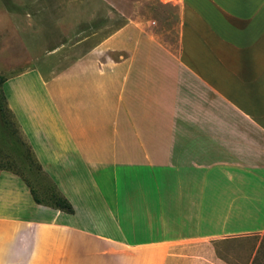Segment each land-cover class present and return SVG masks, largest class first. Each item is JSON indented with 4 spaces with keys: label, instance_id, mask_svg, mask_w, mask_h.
Instances as JSON below:
<instances>
[{
    "label": "crops",
    "instance_id": "obj_1",
    "mask_svg": "<svg viewBox=\"0 0 264 264\" xmlns=\"http://www.w3.org/2000/svg\"><path fill=\"white\" fill-rule=\"evenodd\" d=\"M165 1L180 11L173 43L129 21L59 70L2 82L73 210L0 170L9 264H231L214 242L264 231V0Z\"/></svg>",
    "mask_w": 264,
    "mask_h": 264
},
{
    "label": "rangeland",
    "instance_id": "obj_2",
    "mask_svg": "<svg viewBox=\"0 0 264 264\" xmlns=\"http://www.w3.org/2000/svg\"><path fill=\"white\" fill-rule=\"evenodd\" d=\"M179 15L176 4L165 0H0V76L6 78L34 65L59 70L129 21L173 43ZM117 55L108 53L113 58ZM2 96L0 84V165L20 174L46 203L48 195L55 192L53 184L37 170ZM263 234L216 240L214 245L231 264H264L263 249L254 258ZM16 251L17 243L12 239L2 257L0 254V264L4 258V264H9ZM60 251L62 245L58 244V256H62ZM33 264H63V260L35 259Z\"/></svg>",
    "mask_w": 264,
    "mask_h": 264
},
{
    "label": "trees",
    "instance_id": "obj_3",
    "mask_svg": "<svg viewBox=\"0 0 264 264\" xmlns=\"http://www.w3.org/2000/svg\"><path fill=\"white\" fill-rule=\"evenodd\" d=\"M4 80H5V78L0 76V84H2V82H3ZM1 91H2V90H1ZM2 95H3V93H2ZM2 97H3V99H4V95H3ZM4 100H5V99H4ZM7 110H8V109H7ZM9 112H10V111H9ZM16 126H17V128H18V125H16ZM18 130H19V128H18ZM24 141H25V139H24ZM25 143H26V145H27V149L29 150V152H30V154H31V156H32V158H33V160H34V163H35V165H36L37 170H38L40 173H42L43 175H45V174L41 171V169H40L38 163L35 161V159H34L32 153H31V150H30V148H29V145L27 144L26 141H25ZM0 170H9V171H12L13 173L17 174V175H18V176H19V177L25 182V184L29 187V190H30V192H31V194H32L33 200H34L35 202H40V201H41V200H40V199L34 194V192H33V190L31 189V187L28 185V183H26L25 179H24L20 174H18L17 172L13 171L10 167H8V166H4V165H0ZM45 176H46V175H45ZM46 177H47V176H46ZM53 187H54V185H53ZM54 191H55V192L50 193V194L48 195V197H47V201H46V204L51 205V206H53V207H55V208H57V209H59V210H62V211H64V212L71 213L73 210H72V207H71L70 203H69L65 198H63V197L57 192V190L55 189V187H54ZM262 249L264 250V234H263L262 239H261V241H260V243H259V245H258V247H257V249H256V254L254 255V258H256V255H257L258 251H259V250H262Z\"/></svg>",
    "mask_w": 264,
    "mask_h": 264
}]
</instances>
